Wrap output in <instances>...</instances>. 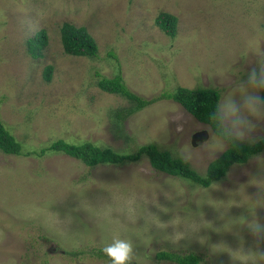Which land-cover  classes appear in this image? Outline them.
Listing matches in <instances>:
<instances>
[{
	"label": "rangeland",
	"instance_id": "obj_1",
	"mask_svg": "<svg viewBox=\"0 0 264 264\" xmlns=\"http://www.w3.org/2000/svg\"><path fill=\"white\" fill-rule=\"evenodd\" d=\"M162 12L177 17L175 37L157 25ZM65 22L87 27L97 56L64 51ZM262 53L264 0H0V118L23 144L20 155L0 150V264H109L102 247L113 237L133 241V264H178L161 250L264 264V238L248 227L264 223V150L208 187L156 170L146 154L90 167L42 152L60 138L123 154L155 144L177 157L185 146L205 175L229 142L173 99L119 118L134 104L101 89L99 75L121 71L147 99L178 86L238 94Z\"/></svg>",
	"mask_w": 264,
	"mask_h": 264
},
{
	"label": "trees",
	"instance_id": "obj_2",
	"mask_svg": "<svg viewBox=\"0 0 264 264\" xmlns=\"http://www.w3.org/2000/svg\"><path fill=\"white\" fill-rule=\"evenodd\" d=\"M157 25L171 37L177 34V17L173 14L162 12L156 18ZM38 40H31L30 50L33 55L39 54L42 46L45 44V31L38 34ZM61 40L64 51L70 55L78 56H97L98 45L86 26H76L65 22L61 27ZM114 55L113 53H110ZM53 67L48 65L45 69V77L49 79ZM98 85L104 91L119 94L131 102L133 106L124 113H117L122 116H130L137 110H140L159 98L173 99L181 104L199 121L209 124L217 134L215 123L210 119V112L217 103L221 91L218 88L197 87L189 88L178 86L174 91H165L156 97L150 99L144 98L132 91L126 84L122 72L119 71L114 76L108 77L99 75ZM264 94V93H262ZM0 150L6 154L20 155L23 153V144L17 137L11 133L0 118ZM61 151L68 155L83 161L86 165L94 167L104 162H122L124 160H138L142 154H146L152 163V166L161 172L170 175L180 176L191 180L204 187L210 186L213 182L222 179L229 168L235 163H245L249 158L264 150V138L255 143H243L235 145L230 143L229 147L216 159L212 160L205 175L199 174L193 169L187 161H184L173 155L167 150H160L155 144H147L139 147L136 153L123 154L117 153L111 148H101L92 142L71 143L62 138L50 143L42 149ZM160 260H170L178 264H200L201 256L195 252L180 253L177 251L161 250L156 254Z\"/></svg>",
	"mask_w": 264,
	"mask_h": 264
},
{
	"label": "clouds",
	"instance_id": "obj_3",
	"mask_svg": "<svg viewBox=\"0 0 264 264\" xmlns=\"http://www.w3.org/2000/svg\"><path fill=\"white\" fill-rule=\"evenodd\" d=\"M238 94L234 91L222 92L210 112V119L217 128L216 139L222 144L225 141L240 145L255 143L257 130L264 132V53L259 54L252 63L240 84ZM175 155L187 161L191 158L190 150L178 146ZM184 227L191 229L189 222ZM249 230L264 238V223L251 220ZM102 252L109 258V264H133V241L126 237H113L102 247Z\"/></svg>",
	"mask_w": 264,
	"mask_h": 264
}]
</instances>
